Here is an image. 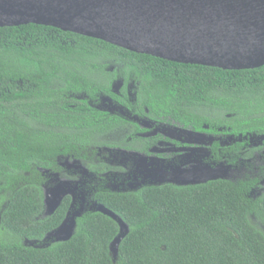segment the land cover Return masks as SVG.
<instances>
[{
    "label": "trees",
    "instance_id": "1",
    "mask_svg": "<svg viewBox=\"0 0 264 264\" xmlns=\"http://www.w3.org/2000/svg\"><path fill=\"white\" fill-rule=\"evenodd\" d=\"M142 122L230 138L212 144L222 161L264 137V66L179 64L49 26L0 28V264H264L258 178L108 185L116 170L98 154L146 151ZM65 158L94 174L90 199L125 232L97 208L72 214L71 197L38 218ZM68 219L70 237L49 240Z\"/></svg>",
    "mask_w": 264,
    "mask_h": 264
},
{
    "label": "water",
    "instance_id": "2",
    "mask_svg": "<svg viewBox=\"0 0 264 264\" xmlns=\"http://www.w3.org/2000/svg\"><path fill=\"white\" fill-rule=\"evenodd\" d=\"M27 24L179 64L264 66V0H0V28ZM97 210L125 232L117 215L102 205Z\"/></svg>",
    "mask_w": 264,
    "mask_h": 264
},
{
    "label": "rangeland",
    "instance_id": "3",
    "mask_svg": "<svg viewBox=\"0 0 264 264\" xmlns=\"http://www.w3.org/2000/svg\"><path fill=\"white\" fill-rule=\"evenodd\" d=\"M142 128L145 130L142 136L148 142H153L154 139L161 136L167 138L169 141L176 137H180L182 139L184 136L187 137L191 148L199 147L196 151L200 153L207 151V144L213 139L214 141L217 138H212L207 135L195 134L188 130H183L180 126L172 123V122H159L158 124L152 122H142ZM126 131H117L108 137L109 140H118L121 139ZM253 142L252 145H246L245 147L239 149L236 153L229 154L223 159V163H220L218 167H210L216 168L219 174L216 177H226L230 179H239L244 176L248 177H257L259 179L264 180V145L263 141H259L260 137H251ZM225 145L230 146L233 141L230 138H220ZM218 140V139H217ZM168 142V141H167ZM260 142V143H259ZM201 148V149H200ZM171 150L168 148L167 143L164 145H155L150 152V154L139 153V152H128L124 150H106L105 152H101L99 155L102 156V159L105 164L114 167L115 172L119 173H127L129 172V177L134 175V178L138 179L142 172L147 175V177H155L153 176L156 171L155 166L153 165V161L157 160L156 156H162L166 158H174L176 159L175 153L170 152ZM61 163L63 167H66L68 170L64 172L62 175H50L45 187L42 192L43 199V211L39 215V219H43L49 214L47 209V200L53 202V205H57L60 200V196L69 195L74 200V207L72 209V214H76L81 211L78 210L79 203L81 202L82 197L85 194L86 186L83 185L82 182H78L74 180V177L71 174L74 172H80L83 169V165L79 162H72V160L62 159ZM148 164V165H147ZM153 165V168H146V166ZM65 169V168H64ZM66 170V169H65ZM69 171V173H68ZM132 172V173H131ZM81 173V172H80ZM117 174L113 176L115 178ZM128 177V178H129ZM135 179V180H136ZM90 180V178H88ZM128 180V179H127ZM129 181V180H128ZM128 181H117L113 183V186L117 184H121L122 182ZM150 184H163L162 182H151ZM145 185V184H143ZM260 188L257 189L258 192L263 189L264 186L259 185ZM85 187V188H84ZM257 194V192H255ZM71 214V215H72ZM72 225L70 219H68L62 227L55 231L52 235L49 236V240L54 241H63L69 238L72 229ZM67 230L69 232L67 233Z\"/></svg>",
    "mask_w": 264,
    "mask_h": 264
},
{
    "label": "flooded vegetation",
    "instance_id": "4",
    "mask_svg": "<svg viewBox=\"0 0 264 264\" xmlns=\"http://www.w3.org/2000/svg\"><path fill=\"white\" fill-rule=\"evenodd\" d=\"M143 131L145 130L143 129ZM144 133L145 132L141 133L139 136L145 141L144 146L146 147V151L144 150L143 152H139V153L150 154L149 151H151L155 145L159 146L167 143L168 148L171 150L170 152L175 153L174 157L176 159L166 158L165 156L164 157L156 156L157 160L153 161V165L155 166V168H153L154 167L153 165L146 166V168L156 169V171L153 174V176L155 177H151V178L147 177V175L144 174V172H142L141 176L138 179H136L137 177L134 178V175L129 177L130 175L129 172L127 173L114 172V175L115 174L117 175L115 176V178L114 176H112L111 179L112 181L109 180L108 183V185L111 188L118 191H127V190L136 189L146 183L150 184L151 182H162V183H170L175 185H185V184L202 183L210 179L217 178L216 175L219 174V172L217 171L216 168L211 169L210 167H218L219 164L223 163L224 161L222 160L217 162L214 159V154L212 152V144L214 140L212 139L213 138L212 136H210L212 140L207 144L206 147L207 151L200 153L199 151H196V149H199V147H194V149L191 148L192 145H190L186 136H184L182 139H180V137L178 136L174 139H171L170 141L165 137L163 139L161 136H159L157 138L158 140L154 139L153 142H148L142 136V134ZM217 139L215 141H218L221 145L224 144L220 138ZM252 142H253L252 138H249V143L251 145ZM65 159L70 160L68 158ZM72 162H75V160H72ZM59 164L60 167L63 169V174L64 172H67L68 169L66 167H63L61 161L59 162ZM80 172H74L73 174L70 173V175L74 177L75 181L76 180L78 182L80 181L83 183L84 186H86V188L84 187L86 189L85 194L82 197L81 202L79 203L78 210H82L83 208H88V209L97 208L95 202H93L90 199V196H92L90 193L91 185L92 183H95L96 177L94 176V174L88 172L85 167H83L82 171L80 170ZM88 178H90V180H88ZM116 180L128 181V182H122L121 184L116 183V186H113V183L116 182ZM260 184L264 186V180L262 178L258 180V185ZM64 197H71V196L62 195L60 196V200L63 199ZM71 199H72L71 213H73L72 209L74 207V200L72 197ZM60 200L58 201L56 207L55 205H53V202L47 200V209L50 214L54 212V210L57 208V206L60 203ZM68 232L69 230H67V233Z\"/></svg>",
    "mask_w": 264,
    "mask_h": 264
}]
</instances>
